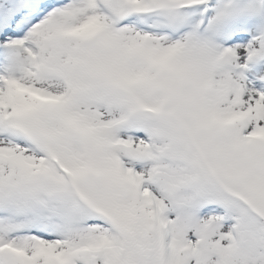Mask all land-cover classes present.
<instances>
[{
	"label": "snow or ice",
	"instance_id": "obj_1",
	"mask_svg": "<svg viewBox=\"0 0 264 264\" xmlns=\"http://www.w3.org/2000/svg\"><path fill=\"white\" fill-rule=\"evenodd\" d=\"M0 264H264V0H0Z\"/></svg>",
	"mask_w": 264,
	"mask_h": 264
}]
</instances>
